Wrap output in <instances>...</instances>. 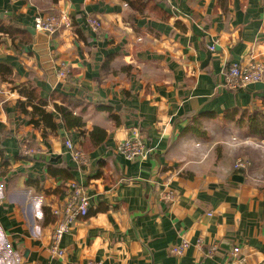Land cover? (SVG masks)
I'll return each instance as SVG.
<instances>
[{
    "label": "crops",
    "instance_id": "1",
    "mask_svg": "<svg viewBox=\"0 0 264 264\" xmlns=\"http://www.w3.org/2000/svg\"><path fill=\"white\" fill-rule=\"evenodd\" d=\"M62 10L71 28L54 37L35 29L36 15ZM87 15L102 22L99 32ZM0 20L27 33L0 43V64L13 72L0 83V264H226L235 247L243 264H264V135L246 121L264 111V80L219 85L229 64L264 62L263 0H150L142 11L123 0H0ZM62 61L72 71L60 83ZM29 82L49 111L61 104L58 91L73 97L87 132L106 130L101 145L84 149L86 176L65 147L84 136L57 115L54 131L31 123L17 88ZM133 132L153 148L145 159L115 151ZM238 159L251 165L235 169ZM73 180L92 196L91 214L64 235L60 258L49 250L53 210ZM169 190L174 203L163 199ZM183 238L185 254H170Z\"/></svg>",
    "mask_w": 264,
    "mask_h": 264
},
{
    "label": "built area",
    "instance_id": "2",
    "mask_svg": "<svg viewBox=\"0 0 264 264\" xmlns=\"http://www.w3.org/2000/svg\"><path fill=\"white\" fill-rule=\"evenodd\" d=\"M160 1V0H158ZM264 3V0H263ZM72 17L67 11L59 13L38 14L34 17L35 29L43 34L54 37L62 30L72 27ZM85 24L93 31L99 32L102 28V22L92 15L85 17ZM210 51H215V46H209ZM71 65L67 62H60L56 67V77L58 82H66L71 75ZM264 80V62L260 60H250L247 63L233 62L229 64L225 73L224 80L221 82L222 88L231 91L246 89L251 84H256ZM65 147L69 153L78 171L86 176L91 166L92 157L90 154L82 150L76 145L71 138H65ZM24 153L29 155L35 152V148L28 143L24 144ZM116 152L127 160L138 158L145 159L153 148H150L139 134L133 132L131 136L122 140L115 148ZM251 165L250 161L238 159L234 165L235 169H245ZM67 195L62 207L54 209L53 213L58 217L56 225L53 229L49 250L55 257L63 258L66 255V249L62 247L64 235L71 229L72 225L79 219L86 218L90 206L92 196L89 194L86 185L82 180H73L67 186ZM163 199L168 203L175 202V194L169 190L163 193ZM1 203V200H0ZM191 243L183 238L179 244L170 247V254L182 256ZM197 246L202 248V240L197 242ZM218 251V246H212L208 255L213 256ZM240 247L233 249L234 259L226 264H243L246 259L240 257ZM86 264H103L100 261H89Z\"/></svg>",
    "mask_w": 264,
    "mask_h": 264
},
{
    "label": "trees",
    "instance_id": "3",
    "mask_svg": "<svg viewBox=\"0 0 264 264\" xmlns=\"http://www.w3.org/2000/svg\"><path fill=\"white\" fill-rule=\"evenodd\" d=\"M128 3L130 6L136 8L137 10L142 11L144 6H147L150 0H123ZM85 21V19H84ZM21 35L27 34L25 31L18 30L13 28L12 26L5 25L0 20V43L1 37L4 34H18ZM12 69L5 64H0V83L7 81V77L12 74ZM18 93L26 98L27 104L32 106V111L29 113L31 116V123L35 126H39L40 124L45 125L46 128H51L52 131L57 129V117L56 115L62 120L64 126L67 130H77L82 136H84V141L80 142V146L82 150L89 151L93 147H98L101 145L107 138V132L104 128L95 126L91 131L87 132L85 130V123L83 121V117L81 115L74 113V108L76 105L73 104V97L68 95H64L59 93L58 91L52 95V99L56 100L59 99L61 104L54 103V110L49 111L47 107L50 104V101L42 98L40 95V89L35 86L33 83L29 82L24 85H20L17 87ZM1 101V100H0ZM25 103L21 102V107L25 108ZM25 111V110H24ZM26 113L27 110L25 111ZM240 118L241 122H244L245 114L241 115ZM247 124L250 126L251 131L256 135H264V111H255L249 114L246 118ZM67 185H66V193L67 195ZM91 214L90 210L87 216Z\"/></svg>",
    "mask_w": 264,
    "mask_h": 264
},
{
    "label": "rangeland",
    "instance_id": "4",
    "mask_svg": "<svg viewBox=\"0 0 264 264\" xmlns=\"http://www.w3.org/2000/svg\"><path fill=\"white\" fill-rule=\"evenodd\" d=\"M1 86V85H0ZM2 87V86H1ZM0 87V91H2V88ZM1 97H2V99H3V101H6V100H8V99H6L5 98V95H1ZM5 98V99H4ZM1 104H4V102H2Z\"/></svg>",
    "mask_w": 264,
    "mask_h": 264
},
{
    "label": "water",
    "instance_id": "5",
    "mask_svg": "<svg viewBox=\"0 0 264 264\" xmlns=\"http://www.w3.org/2000/svg\"><path fill=\"white\" fill-rule=\"evenodd\" d=\"M79 94L82 96V92H79ZM84 97V96H83ZM90 100H92V98L91 97H88Z\"/></svg>",
    "mask_w": 264,
    "mask_h": 264
}]
</instances>
